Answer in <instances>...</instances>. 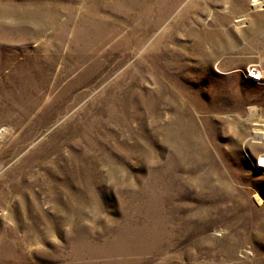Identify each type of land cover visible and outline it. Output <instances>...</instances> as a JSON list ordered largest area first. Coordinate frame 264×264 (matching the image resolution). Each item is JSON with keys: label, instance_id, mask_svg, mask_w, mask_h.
<instances>
[{"label": "rangeland", "instance_id": "rangeland-1", "mask_svg": "<svg viewBox=\"0 0 264 264\" xmlns=\"http://www.w3.org/2000/svg\"><path fill=\"white\" fill-rule=\"evenodd\" d=\"M258 1L0 0V264H264Z\"/></svg>", "mask_w": 264, "mask_h": 264}, {"label": "bare ground", "instance_id": "bare-ground-1", "mask_svg": "<svg viewBox=\"0 0 264 264\" xmlns=\"http://www.w3.org/2000/svg\"><path fill=\"white\" fill-rule=\"evenodd\" d=\"M261 6V2L258 0H255V2H252L251 7H253V9L259 8ZM242 20H239L238 22L240 23Z\"/></svg>", "mask_w": 264, "mask_h": 264}, {"label": "snow or ice", "instance_id": "snow-or-ice-1", "mask_svg": "<svg viewBox=\"0 0 264 264\" xmlns=\"http://www.w3.org/2000/svg\"><path fill=\"white\" fill-rule=\"evenodd\" d=\"M253 2H255V0H253Z\"/></svg>", "mask_w": 264, "mask_h": 264}]
</instances>
